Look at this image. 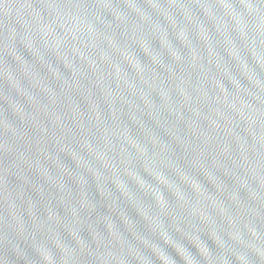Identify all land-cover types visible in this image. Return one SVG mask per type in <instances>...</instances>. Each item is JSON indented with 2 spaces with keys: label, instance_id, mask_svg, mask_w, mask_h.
Wrapping results in <instances>:
<instances>
[{
  "label": "water",
  "instance_id": "1",
  "mask_svg": "<svg viewBox=\"0 0 264 264\" xmlns=\"http://www.w3.org/2000/svg\"><path fill=\"white\" fill-rule=\"evenodd\" d=\"M0 264H264V0H0Z\"/></svg>",
  "mask_w": 264,
  "mask_h": 264
}]
</instances>
